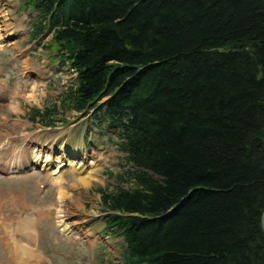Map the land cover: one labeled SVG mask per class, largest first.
Wrapping results in <instances>:
<instances>
[{"label":"trees","instance_id":"16d2710c","mask_svg":"<svg viewBox=\"0 0 264 264\" xmlns=\"http://www.w3.org/2000/svg\"><path fill=\"white\" fill-rule=\"evenodd\" d=\"M21 1L76 74L30 117L89 115L125 155L98 190L123 264H264V0Z\"/></svg>","mask_w":264,"mask_h":264},{"label":"rangeland","instance_id":"374dc122","mask_svg":"<svg viewBox=\"0 0 264 264\" xmlns=\"http://www.w3.org/2000/svg\"><path fill=\"white\" fill-rule=\"evenodd\" d=\"M19 5H21L20 0H0V10H2V12L7 10V12L11 13H8L10 15L8 18L9 21L4 23L9 25L14 32L20 28H22L23 32H28V35L19 42L17 50L11 49L15 55L22 53L21 57H18V60H15L13 64L7 62L8 59L5 61V58L6 55L13 57L14 53L8 49L4 43L1 44L0 72H3L4 75L0 80H3L2 82H16V84L21 82L27 84L31 83L32 86L35 85V83L39 84V82H43L44 87L43 90H40L36 85L37 90L35 93L33 87L32 92L27 93V95L11 103H7L6 100H0V153L2 155L6 154L5 156L9 157L10 150L14 148L20 150L21 147L28 146L29 155L32 146L35 145L31 142L34 140L38 142L37 147L43 144L51 146L48 147V151L52 154L50 168L60 162L64 163L67 160H72V162L77 163L79 160L83 161L85 158L87 160L83 161V163L88 164L87 161L89 162L91 158L94 160V164L88 169L94 171V176L98 180L87 188L82 185L74 187L72 185L73 182L79 176H83L84 173L77 174L75 171H70L62 176V187L67 191L69 196H66L67 215L64 213V216L68 218L69 222L75 223L76 227L75 230L73 229L71 232L60 231V227H58L54 219L56 218L55 215L52 216L57 207H52L51 213L46 215L49 217L48 219L43 217L40 226L30 227V229L33 230L34 237L32 242H34V239L36 240L34 243L35 249L43 255L39 260L40 262L38 261V263L35 264H123L122 255L125 248L121 238L107 235L104 231L105 224L103 216L106 212L101 206L98 190L106 188L108 190L114 189L117 184L115 176L128 168L125 165V155L120 153L116 147L115 143L117 137L113 130L96 128L94 122L81 119V116L74 112L63 113V110L60 109L58 117H62L63 120L68 121L69 124L67 126L62 125V123H56L54 128L49 129L39 128L37 125L34 126L29 123L27 118L28 111L31 107L43 109L52 104H58L57 100L59 95L65 91L63 82L65 81L67 73L65 70L59 68L57 63L54 65L59 69L47 66L48 58L43 52L45 49H36L33 52L28 51L25 53L21 51L31 43L29 36L31 21L29 18L24 20L29 12L19 11ZM4 19L7 20L6 18ZM1 21L3 20H0V22ZM7 33L8 31L6 34ZM49 39L50 34L44 37L43 44L46 45ZM54 46L53 44L52 48H54ZM38 55L39 60H37ZM26 65H35L33 68L40 72V77L36 79L35 82L32 81L33 75L25 74L23 75L24 79L19 76L24 69L23 66ZM35 69L32 70L34 71ZM47 80L49 82H46ZM47 93L49 94L47 95ZM1 97L2 96H0V98ZM9 105L15 107L16 111H12L11 107H8ZM84 139H87V143L91 144L88 151H84L81 145L77 146V142H83ZM63 141H65V143L70 141L71 144H73L72 147H69L68 144H64L63 146L61 144ZM94 142H98L97 147L94 146ZM87 143H85V141L83 142V148L87 149ZM98 147L101 149H97ZM42 151L44 150L42 149ZM79 153L82 154L77 158V154ZM1 160H4V156ZM47 175L49 176V174H46V176ZM73 175L75 176L72 177ZM48 176L47 179L50 177ZM36 177L39 179V184L47 185L43 181L45 177ZM34 180V176L14 178L12 180L0 177V193L3 194V190L7 191L11 189L8 198L13 202V206L10 207L11 210L7 208L4 209V213H2L1 217L8 218L16 215L20 212V208L17 209V206L23 207L20 203H17L16 206V191L23 193L27 203L30 202L34 206L37 205L39 208H43L42 206L45 205L41 201L43 198L37 197L36 194H43L45 190L43 187H38V191H36L34 187H31L35 182ZM125 185L126 187L130 186L128 183ZM21 193L20 197H22ZM45 194L46 201L53 196V193L48 190L45 191ZM56 203L58 206L57 198ZM29 212H32V209L28 208L25 211V213ZM54 225L57 231L54 230ZM19 238L21 237L18 234V239ZM27 243H30V241ZM4 248H7V246H3L0 243V264H13V262L11 263L8 261V253Z\"/></svg>","mask_w":264,"mask_h":264},{"label":"bare ground","instance_id":"6f19581e","mask_svg":"<svg viewBox=\"0 0 264 264\" xmlns=\"http://www.w3.org/2000/svg\"><path fill=\"white\" fill-rule=\"evenodd\" d=\"M4 22H5V20L0 22V40L2 38H4V36L6 35L5 33L8 31L7 30L8 25L4 24ZM3 33H4V35H3ZM5 39H6V37H5ZM0 47H1V44H0ZM8 107H11L12 111H16L15 107H13L11 105H9ZM84 141L87 142L86 139H84L83 142ZM36 153L37 154H31L27 158L25 156L23 162L20 165L11 164V165H8L7 167H5V169L9 172L23 171L26 168H29V169L35 168L38 170L41 169L40 171H49V173H47V174H49V176L52 177L51 183L53 184L52 186H54L56 188V195H57L56 198H57V202H58V206L55 210V214L56 213H66L65 215H67L66 196H68V193L62 187V184H63L62 176L65 175L67 172H70V171H75L77 174L84 173L83 176H79L78 178H76V180L73 182L72 185L74 187H77V185H82L83 187L85 186L87 188L91 184H93L94 182L98 181L97 178L94 176V171L92 169H88V168L92 167L91 165L94 164V160L90 158L89 162L87 161L88 164L83 163V161L87 160L86 158L83 161L79 160V162H77V163L72 162V160H67L64 163L60 162L58 164L53 165L52 167H54V168H52V167L50 168L51 159H52V154L50 153V151L47 150V152H44V151H42V148L40 147V148L36 149ZM16 203H20V205H22L24 208L27 207L26 201L23 198H18L16 200ZM42 209H43V211L47 210L48 211L47 214H50L52 207L48 206L47 208L46 207L40 208L38 210V213L41 212ZM19 213L20 212H18V214ZM103 217H104V224H105L104 230H105V228H106L105 215ZM17 222L19 224L18 229L19 230H21V229L25 230L30 225H32V218L30 216H23V217L17 216ZM56 223L58 224V227H60V231L71 232V231H73V229L75 230V227H76V224L69 222L68 218H66L64 215L63 216H57L56 217ZM27 231L30 234L24 235V237L29 242V241H32L34 238L33 232H32L33 230H30V228H28ZM107 235H110V234L107 233ZM13 246L14 247H12V248L8 247V252L10 254V257H12V255L16 256L17 262H26L27 264H32V263L35 264V263H38L40 258L43 256L42 254H40L37 251V249L30 246V243L18 244V245L15 244ZM20 255H22L23 258L26 257V259H22Z\"/></svg>","mask_w":264,"mask_h":264},{"label":"crops","instance_id":"0c3cea01","mask_svg":"<svg viewBox=\"0 0 264 264\" xmlns=\"http://www.w3.org/2000/svg\"><path fill=\"white\" fill-rule=\"evenodd\" d=\"M14 90H16V87L14 88ZM11 102H7V103H11ZM12 206H13L12 200H10L8 197L4 199L3 196H1L0 194V241L2 244L8 243L9 246H12L17 243V238L19 233H21V236L24 235L22 229L21 230L18 229L19 224L17 222V216L9 215L10 217L8 218L1 217L2 213H4V209L6 208L10 209V207ZM39 219L40 216L38 218L32 219V225L30 226H33L34 223L35 224L38 223Z\"/></svg>","mask_w":264,"mask_h":264},{"label":"water","instance_id":"95a60500","mask_svg":"<svg viewBox=\"0 0 264 264\" xmlns=\"http://www.w3.org/2000/svg\"><path fill=\"white\" fill-rule=\"evenodd\" d=\"M262 224H264V220L262 219Z\"/></svg>","mask_w":264,"mask_h":264}]
</instances>
